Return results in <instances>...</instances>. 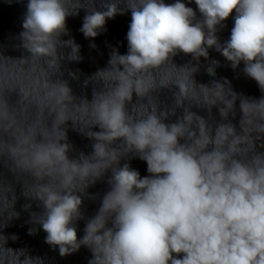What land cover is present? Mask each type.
I'll return each mask as SVG.
<instances>
[{
	"label": "clouds",
	"instance_id": "obj_1",
	"mask_svg": "<svg viewBox=\"0 0 264 264\" xmlns=\"http://www.w3.org/2000/svg\"><path fill=\"white\" fill-rule=\"evenodd\" d=\"M194 2L199 20L182 0H102L104 10L87 7L80 29L85 38L130 11L128 51L113 49L108 67L89 78L102 83L100 90L93 89L91 101L77 102L68 83L52 77L62 59H82L80 45L61 37L69 35L67 18L92 0H28L19 35L30 57L17 62L39 74L29 83L0 86V158L11 162L17 178H29L23 195L42 209L31 213L32 221L60 256L84 246L92 253L88 264H264V151L257 150L264 148V96L238 94L226 78L210 84L194 79L200 58L208 60L215 49L233 69L243 63L244 74L264 93V0ZM233 13L230 37L221 42L217 33ZM61 48L71 50L64 55ZM178 53L197 63L177 67L172 58ZM219 66L212 60L207 74L215 77ZM172 86L178 89L174 106L161 110L153 93ZM17 89L13 106L5 93ZM237 101L239 131L230 120ZM193 105L209 116L218 108L223 122H209ZM178 108L183 114L165 123ZM69 121L94 141L89 155L69 158ZM130 155L146 162L149 175L141 177L129 163L120 166ZM109 170L110 190L78 239L82 194ZM15 201L11 186L0 184V216L18 218ZM8 239L0 234V264H43L24 249L6 248Z\"/></svg>",
	"mask_w": 264,
	"mask_h": 264
}]
</instances>
